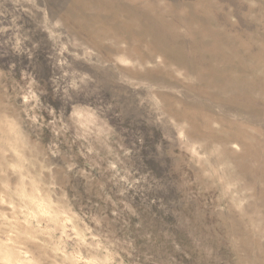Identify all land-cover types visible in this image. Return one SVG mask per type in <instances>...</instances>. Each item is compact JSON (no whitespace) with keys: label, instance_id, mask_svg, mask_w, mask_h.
<instances>
[{"label":"rangeland","instance_id":"rangeland-1","mask_svg":"<svg viewBox=\"0 0 264 264\" xmlns=\"http://www.w3.org/2000/svg\"><path fill=\"white\" fill-rule=\"evenodd\" d=\"M0 106L123 264H264V0H0Z\"/></svg>","mask_w":264,"mask_h":264},{"label":"clouds","instance_id":"clouds-1","mask_svg":"<svg viewBox=\"0 0 264 264\" xmlns=\"http://www.w3.org/2000/svg\"><path fill=\"white\" fill-rule=\"evenodd\" d=\"M20 99L26 106L40 102L31 88ZM24 116L0 106V264H123L115 242L81 219L59 184L50 159L59 155L57 146L42 144L32 131L37 117ZM69 119L81 130L80 140L107 139L114 131L87 106H73ZM67 130L64 125L53 134Z\"/></svg>","mask_w":264,"mask_h":264}]
</instances>
